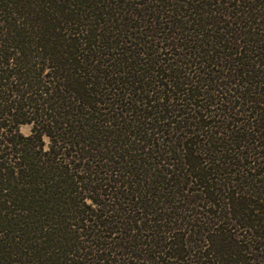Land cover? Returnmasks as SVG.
<instances>
[{"label": "trees", "instance_id": "trees-1", "mask_svg": "<svg viewBox=\"0 0 264 264\" xmlns=\"http://www.w3.org/2000/svg\"><path fill=\"white\" fill-rule=\"evenodd\" d=\"M0 264H264V0H0Z\"/></svg>", "mask_w": 264, "mask_h": 264}, {"label": "rangeland", "instance_id": "rangeland-1", "mask_svg": "<svg viewBox=\"0 0 264 264\" xmlns=\"http://www.w3.org/2000/svg\"><path fill=\"white\" fill-rule=\"evenodd\" d=\"M29 129H30L29 126H21V127L19 128V131H20V133L23 134V135H28L29 132H30Z\"/></svg>", "mask_w": 264, "mask_h": 264}]
</instances>
